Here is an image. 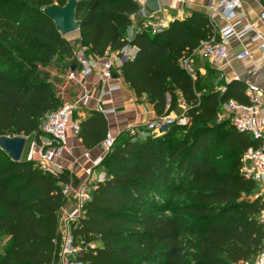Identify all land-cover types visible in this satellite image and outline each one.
<instances>
[{"label": "trees", "instance_id": "obj_1", "mask_svg": "<svg viewBox=\"0 0 264 264\" xmlns=\"http://www.w3.org/2000/svg\"><path fill=\"white\" fill-rule=\"evenodd\" d=\"M70 0H0V137L47 139L46 116L78 103L80 86L66 83L75 53L83 47L104 58L126 46L138 49L118 69L137 99L146 98L157 117L184 106L186 125L175 123L160 137L138 139L123 132L101 166L84 215L72 224L84 240V264H241L264 250V195L243 174L242 158L262 142L229 121L217 122L229 101L249 104L247 83L230 80L206 93L199 74L181 65L216 37L208 15L192 12L157 35L128 41L136 1L77 0L78 41H69L44 13ZM264 5V0H259ZM26 52L21 56L20 52ZM26 58L16 61L15 57ZM69 61L54 83L41 77L50 61ZM215 70V69H214ZM218 72V71H217ZM74 84V83H72ZM64 88V90H63ZM77 112L79 139L92 150L109 136L97 110ZM78 181L67 173H44L35 161L16 162L0 146V264H60L58 215L67 203L63 187ZM97 244L95 248L86 247ZM86 247V248H85Z\"/></svg>", "mask_w": 264, "mask_h": 264}, {"label": "built area", "instance_id": "obj_2", "mask_svg": "<svg viewBox=\"0 0 264 264\" xmlns=\"http://www.w3.org/2000/svg\"><path fill=\"white\" fill-rule=\"evenodd\" d=\"M136 2L141 6V10L137 16L132 17L134 25L128 32L129 42L136 34L148 33L153 36L157 35L169 28L171 22L176 20L165 16L160 17L159 14L162 13V10L160 13L150 12L146 7V1ZM208 9L210 14L216 13L219 15L225 21L226 26L221 30L216 27V37L210 42L203 43L192 56L184 58L181 61L182 67L188 73H194L192 59L196 55H200L202 59L209 61L215 66L224 63L230 57L229 44L232 39L241 41L249 39L256 46L264 65V34L259 32L253 23H243L248 19V15L243 10V0H208ZM261 20L264 22V10L261 14ZM137 52L138 49L136 47L128 45L119 53H108L104 58H98L89 54L88 49L83 47L79 52L75 53L77 67L75 70L69 71L65 81L67 84L74 83L84 88L86 81L97 74L100 83L105 86L115 80L116 69L120 68L126 60H133ZM250 56L251 53L249 51H244L238 56V59L244 60ZM221 77L227 78L224 73L221 74ZM232 80H239V78L234 76ZM120 89L121 86L109 87L103 90V95L109 97L113 92ZM247 96L249 104L246 105L233 100L226 102L218 118H226L236 130L262 142L260 148H250L245 152L242 158V171L247 179L256 182L261 190L258 195H264V94L257 87L247 83ZM90 99L91 94L85 92L78 103H66L59 110L49 113L42 127L48 137V143L44 147L31 152L26 157V160L35 161L44 173L53 175L65 173L63 161L69 152V131L75 134L79 133L80 121L75 119V115L81 107L87 105ZM102 103V101L99 102L97 109L101 114L105 117L115 114V110L105 109ZM181 107L184 108V106ZM175 123L177 122L171 115H164L149 121L145 125L134 126L128 132L138 139L160 137L166 134L168 129ZM187 123L188 120L183 114L179 124L186 125ZM114 139L109 135L105 141L107 153L112 147ZM103 159L94 160L92 168L87 171L92 181V187L86 185L75 186L73 183L63 187V196L67 203L61 208L58 215V229L61 240L60 264H84L83 261L79 260V257L83 256L85 245L84 242L80 245L74 238L72 224H76L84 215V205L91 200L95 185L103 181L94 176V169L101 166ZM259 219L260 222L264 223V211ZM86 247L95 248V245L90 244ZM241 264H264V250L254 261H247Z\"/></svg>", "mask_w": 264, "mask_h": 264}, {"label": "crops", "instance_id": "obj_3", "mask_svg": "<svg viewBox=\"0 0 264 264\" xmlns=\"http://www.w3.org/2000/svg\"><path fill=\"white\" fill-rule=\"evenodd\" d=\"M181 1L161 0L162 13L159 16L181 20L189 16L192 12H201L208 15L219 30L226 26L225 21L219 15L216 13L210 14L208 0ZM243 10L248 15V19L243 23H253L257 30L264 34V22L261 20L264 5L259 0H243ZM244 51H249L251 56L247 59L239 60L238 56ZM229 52V59L214 67L218 71V74L221 75L224 73L229 81L234 76H237L240 81L250 83L249 78L255 77L258 70L264 67L256 46L249 39H244L243 41L232 39L229 44ZM118 69L115 72V80L109 82L107 85L103 86L99 81V76L95 74L86 81L85 87L79 90V98H83L85 92L91 94V99L83 109L97 110L99 102L102 101L105 109L115 110L114 115L104 116L108 122L109 135L113 138H116L123 132H128L134 126L145 125L149 121L157 118L153 106L146 98L137 99L130 87L124 83ZM70 85L78 86L72 83ZM113 86H121V89L113 92L109 97H105L103 90ZM85 116L86 114L83 112L78 113V120L81 122ZM30 137L27 138V141L28 139H32L29 154L40 148L35 143V137ZM68 148L69 152L63 161L65 173L72 179H76L78 186L86 185L92 187V181L87 171L92 168V162L94 160L106 156L105 144L102 143L96 148L88 150L79 139L78 134L69 131ZM94 176L100 178V180L105 179V173L101 168L94 169ZM94 245L95 247L98 246L97 244Z\"/></svg>", "mask_w": 264, "mask_h": 264}, {"label": "water", "instance_id": "obj_4", "mask_svg": "<svg viewBox=\"0 0 264 264\" xmlns=\"http://www.w3.org/2000/svg\"><path fill=\"white\" fill-rule=\"evenodd\" d=\"M76 4L77 0H70L64 8L53 5L44 9V13L54 21L63 37L79 32L80 23L76 20ZM146 7L150 12L160 13L162 10L161 0H146ZM75 69L72 67L71 70ZM249 80L251 86L257 87L264 94V67L259 69L255 77H251ZM26 145V137L15 139L0 137V146L16 162L22 161Z\"/></svg>", "mask_w": 264, "mask_h": 264}, {"label": "rangeland", "instance_id": "obj_5", "mask_svg": "<svg viewBox=\"0 0 264 264\" xmlns=\"http://www.w3.org/2000/svg\"><path fill=\"white\" fill-rule=\"evenodd\" d=\"M67 40L69 41H78L80 39V35L79 33H74L71 35H68L66 37ZM24 51L20 52V56L21 54L23 55ZM24 56V55H23ZM23 56L21 58H19L18 56L15 57L16 61H20V60H24L26 58H23ZM69 65V61H65V62H55V60L50 61L48 64H46L45 66H42L40 68L41 71V77L42 79H44L45 81H49L50 83H54L55 78L59 75V73H62L63 71H66ZM215 65H213L212 63H210L209 61H206L204 59H202L200 57V55H196L193 57L192 59V69L196 74H199L200 77L202 78L203 84L206 87V93L208 92H212V91H223L224 87L223 85L227 81V78H222L220 74L217 73V70H214ZM184 108L179 107L176 111L172 112L170 115L176 120L177 123H179L180 118L182 117V115L184 114ZM224 121H227L226 118L224 117H219L217 118V122L218 123H222ZM23 137V136H22ZM34 136H32L33 138ZM12 139L11 137H7ZM19 138V137H17ZM31 138V137H28ZM31 142L32 139H28L27 141V145H26V149L23 155V160H26L27 155L29 154L30 151V147H31ZM48 141L47 139H43L42 140V146L44 147L45 145H47ZM261 190L257 187L256 193H259ZM6 241V238L0 236V248L4 245ZM84 242V240H80L79 244L81 245Z\"/></svg>", "mask_w": 264, "mask_h": 264}]
</instances>
